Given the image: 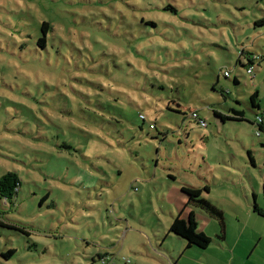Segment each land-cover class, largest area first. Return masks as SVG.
<instances>
[{
    "label": "rangeland",
    "instance_id": "rangeland-1",
    "mask_svg": "<svg viewBox=\"0 0 264 264\" xmlns=\"http://www.w3.org/2000/svg\"><path fill=\"white\" fill-rule=\"evenodd\" d=\"M262 18L264 0H0V177L20 181L0 264H175L182 186H207L226 227L227 195L252 210L264 133L213 112L253 122L255 92L264 107ZM242 49L263 58L253 76Z\"/></svg>",
    "mask_w": 264,
    "mask_h": 264
},
{
    "label": "trees",
    "instance_id": "trees-1",
    "mask_svg": "<svg viewBox=\"0 0 264 264\" xmlns=\"http://www.w3.org/2000/svg\"><path fill=\"white\" fill-rule=\"evenodd\" d=\"M255 26L264 25V18L256 21ZM50 30L49 25L46 22H43L40 25L41 37L38 38V45L44 46L45 38L47 32ZM240 55L245 58V65L241 62L240 58L237 59L238 64L242 67H251L255 65V63L260 62L263 58L256 55L248 53L245 49H242ZM225 77V76H224ZM228 78V77H225ZM233 83L237 84L236 78L233 79ZM257 92L251 94L249 96V101L251 107L254 108V117L257 113L264 109V107H260L257 100ZM230 114L226 115L219 111H214L215 119L220 120L222 123L226 121L230 122H242L246 121L250 124H255L257 129L264 133V126L260 124H256L251 121H248L245 118L244 112L241 110L230 109ZM141 121L144 123L146 121V117ZM151 123H149L150 125ZM148 125V127H149ZM150 129V128H149ZM153 129V128H151ZM249 163L254 165V160L251 156V153L247 151ZM20 181L17 175L13 172H7L0 177V198L4 202H12L15 197ZM181 193L185 196L186 202L184 203L183 208L178 211V214L172 219L170 226L168 228L167 234L175 235L178 239L182 240L187 249H195L199 252L204 251L210 245L212 240L207 237L205 234L198 230L197 220L195 218L194 210L199 211L204 216L212 219L216 222L218 227V233L215 235L214 241H223L225 239V218L221 210L216 208L207 198L206 193H209V188L204 186L203 188H197L192 186H182ZM253 202H251L252 211L256 215L264 218V210L260 209L255 202V195H252ZM188 211V212H186ZM24 232V231H23ZM26 234V232H24ZM14 250L7 251L3 257H7L12 255ZM8 258V257H7Z\"/></svg>",
    "mask_w": 264,
    "mask_h": 264
},
{
    "label": "crops",
    "instance_id": "crops-1",
    "mask_svg": "<svg viewBox=\"0 0 264 264\" xmlns=\"http://www.w3.org/2000/svg\"><path fill=\"white\" fill-rule=\"evenodd\" d=\"M252 167L255 169V162ZM258 174L243 173L249 182L247 183L248 186L242 182L244 186V199L251 206L248 195L254 194L256 204L260 209L264 210V202L258 196V189L261 188V185L264 187V172H259ZM250 189L252 192H250ZM223 201L231 202V207L238 211L235 217L231 216V219L228 218L227 227L225 226V239L223 241H214L215 233L217 232L216 222L206 216L197 218L196 215L199 211L194 210L198 227L201 220L209 222L205 227L213 231V240L204 251L199 252L193 248L190 250V253L187 251L185 243L182 242L183 244L177 250L173 249L171 252V259L175 264H264V218L256 215L252 210L243 207V201L238 196L232 197L227 195ZM211 203L215 205L213 202ZM242 207L244 208L243 216L241 214ZM218 209L225 215L224 209L221 207ZM177 210L179 211V209ZM198 230L210 239L212 238L205 231H201L199 228ZM178 252L180 253L178 254ZM187 252L186 257H183Z\"/></svg>",
    "mask_w": 264,
    "mask_h": 264
},
{
    "label": "built area",
    "instance_id": "built-area-1",
    "mask_svg": "<svg viewBox=\"0 0 264 264\" xmlns=\"http://www.w3.org/2000/svg\"><path fill=\"white\" fill-rule=\"evenodd\" d=\"M246 73H247V75H249V76H253V74H254V67H253V66H251V67H247V68H246ZM224 76L229 78V77L231 76V71H225V72H224ZM190 116H191L192 118L196 119V120L199 119V117H198V115H197L196 112L191 113ZM140 117H141L142 119L145 118V116H143V115H140ZM201 123H202L203 126H206V122H205L204 120H202ZM254 123H256V124H260V125H264V109L260 110V111L257 113V115H256L255 118H254ZM149 128H150V129H151V128H154L153 124H150V125H149ZM256 135H257V136H260V131H259V130H257V134H256Z\"/></svg>",
    "mask_w": 264,
    "mask_h": 264
}]
</instances>
